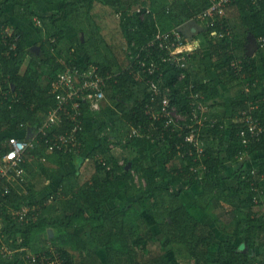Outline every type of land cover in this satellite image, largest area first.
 <instances>
[{
	"label": "trees",
	"instance_id": "obj_1",
	"mask_svg": "<svg viewBox=\"0 0 264 264\" xmlns=\"http://www.w3.org/2000/svg\"><path fill=\"white\" fill-rule=\"evenodd\" d=\"M44 1L48 5H59L55 18L62 13L71 26L80 23L77 17L80 14L79 8L87 7L93 10L96 4L109 8L112 14L118 17L120 33L126 40L125 62L118 54L112 53L110 50L113 49L111 43H109L110 45L105 43L108 52L110 50L113 54V59L109 60L107 53H100L94 60L88 57L85 62L86 65L82 66L78 56L70 52L71 44L68 43L67 33L56 26V22L53 20L54 15L49 16V18L42 17L30 11L29 0H26L24 4H21L20 0H14L13 5L18 8V12L22 16L30 21L35 16L40 22L43 21L45 26H47V21L53 27V30L48 38L40 43L44 59L36 61L31 58V62L24 69L23 64L26 55L29 54L26 47L28 39L20 28L12 24L15 33L19 35V42L15 54L11 52L8 57L0 55V86L5 87V89L9 86L12 87L11 93H17L19 99L12 104L11 109L0 104V129L3 132L10 131L11 127H17L20 122L25 125L33 120L41 124L47 112L50 108L55 107L56 103L55 97L50 94V85L64 66L67 65L77 68L79 73L92 69L101 76L112 73L113 77L106 82V98L107 100H120L118 108L122 119L129 127L139 128L140 135L135 138L129 137L127 140L126 148L133 150L135 154L127 161L129 168L122 177L119 176L123 172V167L118 165L111 157L106 158L105 165L100 161L96 162V155L100 154L103 158L106 157L107 149L105 147L99 146V148L93 149V153L90 154L92 158L94 156L95 163L92 178L80 186L75 183L76 181H71L73 183H67L68 187L58 192V187H64L62 185L64 178L61 181L59 180L56 188L43 195V197L41 196L40 200L42 201L49 194L55 192L54 202L42 209L36 221L19 223L16 219H11L3 205L9 203L11 206L19 207L20 203L24 201L25 195L19 193L21 192L20 187H10L8 195L3 197V187L0 186V217L3 222L0 236L5 235L6 243L12 248H18L16 236L25 235V240L30 246L28 241H37V235H40L42 231L44 232L47 227L51 229L53 237H46V239H39L38 241L44 242L45 247L48 243H51L53 248H48L42 257L38 255L41 260L37 259L36 264L49 263L43 257L50 256V260H52L55 259V254L61 258L60 264H174L172 261L177 258L171 256L173 252L168 253L169 249H173V245H181L184 249H182L184 252L183 264H209V252L214 242H211L214 240V234H212L210 225L212 222L214 224L220 222L218 215L220 212L215 213L214 211L224 209L225 212L233 213L234 218L237 219L232 236L239 242H244L249 249L256 247L262 249V251L251 257L247 252L239 251L235 243L221 241L223 243H219L217 246L213 262L215 264H264V235H262L264 234V216L254 215L249 211L253 204L264 205V201L261 199L264 196V190L262 189L264 184H260L261 182L264 183V163L257 162L255 167H252L253 165L248 166V170L242 176L243 181L236 183L235 187L226 189L222 185L223 178L218 176L220 168H223V161L219 155L216 156L214 149L208 148L204 153L205 155H202L203 159H197L195 162L193 157H190L192 155L188 154L190 146L182 144L183 136L188 133L189 129L181 132L177 129L179 125L163 128L162 121L155 123V126H158L156 129H151V120L146 114V106L151 100L146 87V90L144 89L146 92L141 100L135 102L129 109L124 105L125 102L133 98L134 91H131L129 87L143 83L142 76L137 75L138 68L134 65L136 64L135 59L126 55L128 50H132L134 56L138 53V48L135 50V47L132 46L133 43L141 46L159 34H163L171 28L196 17L199 12L209 6V0H199L200 3L197 5L187 1L180 9L174 11L173 7L171 9L167 7L164 10L165 6L159 0L154 1L152 4H149L147 0ZM177 1L175 4L178 7L181 6L179 0ZM231 4H234L236 16L240 18L241 25L232 26V32L229 30L231 28L228 25L225 24L226 27L224 24L222 26L219 24L222 27L221 31L231 33V37L226 36V34L220 39L212 36L213 32H218V29L215 28L219 26L217 22L215 27H208L200 34L205 40L207 55L213 59L215 68L221 71L222 74L226 73L229 76L228 81H224V84L232 82L243 89L246 82H249L248 85L251 86L257 80L258 58L264 67V49L258 50L253 57H248L244 50L248 34H252L254 37L264 35V0H261L258 4L254 3V0H233ZM156 6H159V9ZM21 7H23L22 11L20 10ZM86 13L88 19H86L87 23L85 24H88L95 15L90 14L89 11ZM161 14L169 15L173 20L174 25L168 30L163 29L161 24H159L160 27L157 25ZM142 16L144 17L142 18ZM1 24L3 23L1 22ZM5 25H9V23ZM41 26L42 23L36 27L40 28ZM94 26L92 32L94 34L101 33L99 24L95 23ZM76 29H79V32L82 30L80 27ZM90 41L92 40L90 39ZM63 44L69 47L64 48ZM86 45L87 41H83L82 47ZM97 46L101 47V43L98 41L95 43V48ZM5 49V41L1 38L0 33V53ZM144 54L142 53L141 56ZM158 55V53L153 55L155 61L158 60ZM236 59L241 60L240 71L242 74L235 75L234 68L231 66V61ZM161 65L165 89L163 95L156 97L155 106L165 96L170 99L173 105H176L181 113H187L190 92L185 90V87L189 83V75H187L185 81L180 82L178 80L181 73L179 68L170 64ZM43 66H46L47 69L43 70ZM192 84L194 86L193 92L203 93L207 99L218 96V90L212 86L211 81L204 83L195 80ZM255 84L256 86L250 89L249 94L243 95L238 92V96L231 101L230 115L233 122L227 128H223L225 130L215 128L217 131L213 133L215 135L221 134V140L225 139V134H228L229 145L225 153L232 160L243 153L251 155L252 158L264 153V136L258 141L255 138H249L248 133L247 136L250 141L246 146L242 144V138L240 137V131L244 127L246 128L243 112L252 113L255 119L258 118L259 124L264 127V90L258 82ZM11 93L8 102L12 100ZM249 101H253V104H259L260 109L257 113L255 112L256 114L250 110ZM86 113L87 111L84 112V114ZM36 115L37 120L34 119ZM211 116L221 120V122L224 118V114L217 116L213 113ZM91 117L92 115L88 114L86 118ZM37 126V124H33L32 129H36ZM72 126L73 122L63 116L61 122L57 126L55 125V131L54 129L51 130V134L56 136L65 132L70 133ZM26 127L28 129L29 124ZM81 134L78 132L77 138L83 142L84 147L80 149V155L84 156L86 140H83L84 135ZM18 137L24 139L22 136ZM153 141L158 142L159 149L167 162L176 160L175 166L172 165L171 169L168 168L169 175L183 180L181 183L186 185L187 189L189 187H200V191L190 202L181 199L183 198L181 197L184 194L183 192L173 193L158 185L161 180L160 172L151 164L153 158L151 157L150 143ZM1 142L0 149L7 150ZM194 151L195 148L191 152L197 154ZM41 152V149L27 152L24 164L26 171L29 168L31 169L32 166V164H28L29 158H31L30 155H36V158H38ZM72 152L56 150L47 156L54 157L57 160L58 167H61L75 158V152ZM181 152L186 153L185 157L179 156ZM180 159L187 160L188 165L190 163L195 165L204 164V167L205 165L206 167L209 166V171L203 175L201 174V176H199L201 172L191 173L187 164H178ZM253 168L256 169L254 174L251 173ZM240 169L242 171L245 169V162L240 164ZM74 172L70 174V180L71 177L72 180L77 178L73 174ZM134 174L138 176V181L141 183L138 186L133 183ZM42 176L45 177V180L48 177L50 178L45 169L42 170ZM24 187L28 190L27 199L35 196L36 193L33 190L36 189L34 186L27 182ZM127 189L131 190L130 194L127 193L128 197L136 199L124 207L109 210L107 206L119 201L122 194L127 192ZM37 192L40 193L41 190ZM59 204L62 211L57 214L56 205ZM53 208H55V214ZM148 212L149 215L146 214ZM199 215L210 217L212 222L206 224L199 222V220H204L201 216L198 217ZM78 226L83 228L84 233L74 232ZM87 238L95 240V245H99L105 250V257H101L95 245H93L94 247L88 246ZM254 238H256V241ZM165 240L168 245L165 244ZM153 243L158 247L155 251L150 249V245ZM21 254V252H16L11 259L0 264H25V262L22 261L21 263L20 261Z\"/></svg>",
	"mask_w": 264,
	"mask_h": 264
},
{
	"label": "rangeland",
	"instance_id": "obj_2",
	"mask_svg": "<svg viewBox=\"0 0 264 264\" xmlns=\"http://www.w3.org/2000/svg\"><path fill=\"white\" fill-rule=\"evenodd\" d=\"M147 1L149 4H152L156 0H147ZM159 1L162 5L165 6L163 8L164 10L165 8L167 9V7H170V9L173 7L172 8L173 11L180 9L182 5L187 1L188 3H193V5H197L198 3H200L199 0H179L180 2L179 4L181 6L178 7L175 4L178 2L177 0H159ZM156 7L157 9H159V6H156ZM195 7H198V6H195ZM58 9H59V5H55V10H58ZM87 11H89L90 14L93 13L95 16L93 17L91 21L88 22V24H85L87 23L86 19H88L86 16ZM79 13L80 14L77 17L81 25L80 23H78V24H74L75 26L73 25L71 26L68 23V21L62 18L61 19L65 23L63 25L67 33L68 43L71 44L70 52L74 51L77 53L80 64L82 66H85L86 65L85 62L87 61L88 57H90L91 60H94V58H97L100 53L101 54L107 53L109 60L110 59L112 60L113 54L116 53L119 55V57H122L125 62V48H127V44H125L126 40L124 39V36H122L120 33V29L118 27V17L116 15H113L112 11L109 8L100 6L99 4H96L93 10L92 9L90 10L87 7L81 8V9L79 8ZM40 16L46 17L45 15H40ZM143 17L144 16H142V18ZM221 17H222L221 22L222 24H224V26L228 25V27L231 28L232 26L234 27L237 25L238 26L241 25L240 18L236 16V10H235L234 4H230L229 6H227ZM41 23H42V26L40 28H37L33 24L32 21H28V24L36 32L35 34L36 38L34 39L36 42L33 43L32 45V46L36 45V47L31 48L28 52L29 53L28 55L30 58L36 61L44 59L42 56V50L40 47V43L42 40L46 39L52 33V30H53V27L47 21H46L47 26L44 25L43 21ZM95 23L99 24L101 33L94 34L92 32V30L95 27L94 26ZM159 24H161L163 26V29L165 30L166 29L168 30L170 27H172V25H174L171 17L166 14L160 15V20L158 21L157 25L159 26ZM77 27H80L82 30L79 32V29L78 30L76 29ZM189 28H190L191 34L197 35L199 33L204 32L203 31L204 26L202 25V23L200 25L199 24L194 25L192 23L191 25H189V27H187L188 30ZM229 30L233 32V28ZM229 35H232V34L229 33ZM90 39L92 41H90ZM197 39H199V41L201 42L200 43L201 48L198 51H196V53L194 54V58L191 64L190 63L188 64V69H189V74H188L189 80L188 81L190 84H192L195 80L196 81L199 80L200 82L204 81V83L211 81L218 88V96L210 97L208 99L205 98L204 96L205 94L203 93L198 94V97L193 98V99L191 98V96H189L191 100L190 105L187 106V113L186 112L180 113V118H178L179 126L177 127V129L181 132L184 131L185 129H189V126L197 129V132H195V139L197 141L201 154L200 153L195 154L192 152V156L190 157H193V161L196 162L197 159H200V158L203 159L202 155L205 153V151H207L208 148L214 149L216 156L219 155L220 159L223 161L222 162L223 168H220L218 176L220 178H223L222 185L224 188L227 189L228 187H233V186L235 187L236 183L243 181L242 176H244V173H246V171L248 170V166L253 165L252 167H255L257 165V162L264 163V153H260L258 156H255L258 158L257 160L255 157L252 158L251 155H248L246 153H243L242 155H238L235 157V159L232 160V158H229L227 154L225 153L226 148L229 145L228 134L224 135L225 139L223 140H221L220 138L221 134H218V135L213 134L214 131H217L215 128H219L220 130H222L223 128H227V126H229L233 122V119L231 118V115H230L231 101L233 100V97L231 93H228L225 90L226 86L224 84V81H227L229 79V76L226 73L222 74L221 71L215 68V63L213 62V59L209 58L207 55V48H206L205 40L203 39V37L199 36L197 37ZM83 41H87V45L85 47H82ZM97 41L101 43V47L97 46V48H95V43ZM251 42H253L252 44H254V41L252 40L250 41L249 39L246 40V43H248V45ZM105 43H107V45H110L109 43H111V46L113 47V49H110V50L112 51V53L114 52L113 54L111 53L110 50L108 52V49ZM132 46L135 47V50L136 48L138 49L141 48V46H137L135 45V43H133ZM63 47L67 48L69 46L66 44H63ZM119 49L120 51H118ZM246 52L252 55L255 52L253 46H251V50L250 48L249 50L246 49ZM126 55L131 58L134 57V53L132 52V50L131 51L128 50ZM29 62H31V60L28 61V64ZM258 62L260 61L258 60L257 63ZM235 64H236V67H238V65H240V62L236 61ZM239 68L240 67H238V69ZM42 69L46 70L47 67L43 66ZM259 69L262 71L263 67H260ZM219 84L221 85L219 86ZM247 87L248 86L244 84L243 89H246ZM129 88L131 91H134V93H133V98L130 101L125 102L124 104L127 109L131 108L135 102L141 100L144 97V94L146 92L145 85L143 83H139L135 86H130ZM243 89L241 87H238V84H235L236 92L233 95L237 97L238 92L244 95L245 90ZM188 91L192 93L191 90H188ZM119 103H120L119 99H114V100L106 99V102L104 104L102 111L100 113L95 114L93 117H91L92 127L96 129V131L92 135V139L94 140L93 141L86 140L85 150H86L87 156L81 157L80 162L79 161H77V163L69 162L68 170L65 166L58 167L57 160H55V158L52 156H47L49 153L46 152L44 149H41L42 152H44L41 157L39 158L32 157L29 159V161H31L34 158L33 161H31L33 166H31L30 170L31 171L34 170L33 172H35L36 174V179H37L36 183L38 185V188H36V190L37 191L41 190V192L39 193L36 190L32 189L36 194L31 199H27L28 190L25 187L26 191L25 190L22 191V195H25V199L24 201H22L23 203H26V204L32 203L33 201L40 199L41 196L43 197V195H46V193H50L54 188L57 187V184L60 178H64L63 175H66V174L68 175L69 171L74 170L75 167H78L76 166V164H79V169H78V172L76 171L77 173L74 175H76L78 179L75 178L73 181H76L75 183H78L79 185H82L85 181H88V179L94 172V167H95L94 166L95 165L94 156L93 158L92 157L88 158V156L90 153H93V149H96L99 146L105 147L107 149V153H106L105 158L101 157L99 154L96 155L95 156L96 162H99L101 160L105 161L106 158L109 159V157H111L113 160L117 162L118 165L123 167V170H122L123 172L120 173L119 177L123 176L125 171H127V169L129 168V164H127V161L131 159L135 153L133 150L126 148L127 140L129 139L130 127L127 123L124 122V120L121 117V113L118 108ZM192 103H194V106H192ZM195 108H198L200 110L197 109V113H196L197 119L194 121H191L190 115L192 116ZM189 110L190 112H188ZM213 113L216 114L217 116H219L220 114H224V118L222 119V122L221 120L211 116ZM88 114L89 113L85 114V118L87 117ZM212 120L215 123L213 127L211 126ZM11 131L12 129H10V131H7V132L9 133ZM150 145H151L150 146L151 157L153 158V160L151 161V164L156 168V170L160 172L161 180L158 182V185L167 188L170 192H173V193L183 192L184 194L181 196L183 198L181 199L190 202L194 198V196L200 191V187L198 186L189 187V189H187L188 187L186 185L184 186V184L182 185L181 183V181L183 180L178 179L175 176L169 175L168 168H170L172 165L175 166L176 160H173L172 162H167L166 158L164 157L161 150L159 149L157 141L151 142ZM236 159L238 162L236 161ZM242 162H245V169L243 171L240 169V164ZM181 163H184V165H186L187 160L180 159L178 161V164H181ZM203 165L204 164L195 165V164L189 163L188 168L191 173H195L194 169L199 168V172H201L199 176H201V174L203 175L209 171L208 169L209 166L206 167L205 165L204 167ZM43 169H45L47 171V174L50 175V178L48 177L47 180H45V177L42 176ZM65 178H66L67 183H73L71 182L69 177L66 176ZM133 183L137 186L141 184L138 181V176L136 174H134ZM260 184H264V183L261 182ZM142 186L144 185L142 184ZM262 189L264 190V185H262ZM127 193L130 194L131 190L127 189V192L125 194H122L119 201L108 205L107 208L109 210H113V209H118L120 207H124L128 203L129 204L132 203V201H134L136 198L128 197ZM261 199L262 201H264V196ZM22 202L20 204H22ZM3 207L6 209L7 215L11 219H14L11 214V208H14V206L4 204ZM56 208L58 209V211L56 212L57 214L58 212L60 213L62 211V209H60L61 208L60 204L56 205ZM52 210L55 214V208H53ZM249 211L250 213L254 215L257 214L259 216H264V205L253 204L251 208L249 209ZM214 212L217 213V210ZM220 213L221 215L218 214L220 222H217L215 224L212 222V219L210 217H207V216L205 217L201 215L198 216V217L201 216L202 218H204V220H199V222H202L204 224L211 223V222L213 223V224L211 223L210 228L212 230V234H214V240H212L211 242L213 241L214 242L211 245L212 249L209 252V262H210L209 264H215L213 262V259L216 256L215 252L218 248L217 246L219 245V243H223L221 241H224V242L230 241L231 243H235V246L237 247L239 251L247 252L248 255L251 257H253L254 255H257L258 253H261L262 249H259L256 247H252L251 249H249L248 246L244 242H239V240H236L232 236L233 227L236 226V222H237V219L234 218L233 213L225 212L224 209H222V212ZM146 214L149 215L150 213L148 212ZM39 216L40 215H37L35 219H30L29 222L31 220L36 221L39 218ZM151 225L152 227L154 226L153 223ZM47 228L44 229V232L42 231L40 235H37L38 236L37 241L36 240L28 241L30 246L27 244L26 242L27 240H25V235L16 236V244L18 245L17 246L18 248H15V249L20 250V252L22 253L20 255L21 263L23 261L25 262V264H29L27 262L28 256L34 255L35 257H37L38 255H40V257H42L45 255V253L47 252L46 250H48V248L49 249L53 248L51 243L50 244L48 243L47 247H45L44 242L38 241L39 239H46V237L47 238L50 237L49 230L51 229L49 228L47 229ZM1 231L2 229L0 227V233ZM74 232L79 233V234L84 233L83 228L80 226L75 228ZM255 237H256V234H255ZM254 239L256 241V238ZM86 240H87L88 246L94 247L93 245H95V240L90 239V238H87ZM165 244L168 245L166 240H165ZM98 246L99 245H95V248L97 249V251H99L101 257L102 256L105 257L104 256L105 250H103L101 246H99L98 248ZM3 247H5L6 249L10 247L6 243L5 235L0 236V263L5 262L8 259H11L14 255V254H6V251L4 250ZM157 248L158 247L154 243L150 245L151 251H155ZM172 248L173 249L168 250V253L173 252L174 256L172 254L171 256L177 258V259H173L174 261L172 262L174 264H183V258H184L183 250L184 249L182 248V246L173 245ZM50 259H51L50 256L47 257V261H49ZM60 260L61 258L55 254V259L53 258L52 260H50L49 264H60L59 262ZM207 261H208V258H207Z\"/></svg>",
	"mask_w": 264,
	"mask_h": 264
},
{
	"label": "built area",
	"instance_id": "obj_3",
	"mask_svg": "<svg viewBox=\"0 0 264 264\" xmlns=\"http://www.w3.org/2000/svg\"><path fill=\"white\" fill-rule=\"evenodd\" d=\"M233 0H209V6L201 12L197 18L200 21L208 22L214 19L217 15L224 13L225 8L232 3ZM26 0H20L21 4H24ZM22 9V7H21ZM32 22L36 26H40V20L33 16ZM1 38L5 41L6 49L2 50L0 55L8 57L11 52L15 54L17 45L19 42V35L15 33L13 26L0 25ZM184 35L180 30L175 29L172 31L164 32L151 39L149 42L141 45L138 49V53L133 57L136 61V67L138 68L137 75H142V81L150 95L151 102L146 106V114L151 120V129H156V122L162 121L163 128L169 126H178L180 118V111L170 102L167 97H162L156 106L154 104L156 97L163 95L165 89V81L162 77V65L170 64L176 66L181 70L178 80L183 82L187 76L185 71L188 67L190 52L193 50L188 40L183 37ZM256 45L260 48H264V35H261L256 39ZM142 53H145L143 56ZM158 53V60L155 61L153 55ZM232 66H236L234 62ZM239 67V66H238ZM238 69V68H237ZM113 77L112 74L107 73L105 76H101L94 72V70H88L84 73H79L78 69L71 66H65L58 76L52 81L50 85V94L55 97V107L48 111L45 120L40 126L33 132L31 140L20 139L16 135L7 137L6 147L7 150L0 149V186H2V196L5 197L10 192V187H20L22 193L25 190L24 184L27 183V171L25 169V162L27 158V152L33 150L40 140H43L45 148L50 151L66 150L72 152L75 148H78L81 144L77 138V133L83 131V121L85 119L84 112L98 113L102 110L103 103L106 101L105 89L106 82ZM185 90H191V98H196L198 95L193 92V84H186ZM13 88L0 87L1 95H8L12 92ZM13 98L19 99L17 93H11ZM194 106V103H192ZM157 107V108H154ZM154 108V109H153ZM197 109L195 108L190 120H196ZM200 110V109H198ZM251 110V108H250ZM63 116L73 122L70 133L56 135L51 134V130L55 125L61 122ZM243 119L245 126L240 131V137L242 138V144L247 145L250 141L249 138H255L259 141L264 136V127L259 124L258 118L255 119L252 113L243 112ZM197 123V122H196ZM195 123V124H196ZM191 125V124H190ZM215 125L212 120L211 126ZM19 127L21 131H27V127L20 123ZM196 128L189 126V131L183 136L182 144L190 146L188 154L192 155V149L195 148V152L201 154L199 146L195 139ZM140 130L136 127H130L129 137H139ZM249 133V138L247 134ZM192 148V149H191ZM185 157L186 153L181 152L179 156ZM103 165L105 162L100 161ZM201 169V168H200ZM256 169H252L251 173L254 174ZM194 172H199V168L194 169ZM263 176V175H262ZM26 191V190H25ZM55 200V194L51 193L44 200H36L31 204H20L19 207L11 208V214L14 219L19 223H28L30 219H35L37 215L41 214V209L51 205ZM9 205V203H8ZM3 222L0 217V227L2 229ZM6 254H14L20 252L15 248L9 247L6 249ZM39 256L35 257L30 255L27 257L29 264H36ZM47 261V257H43ZM42 259V261H43ZM41 260V259H40ZM50 262V260H49ZM60 262V261H59ZM45 264H49L48 262Z\"/></svg>",
	"mask_w": 264,
	"mask_h": 264
},
{
	"label": "crops",
	"instance_id": "obj_4",
	"mask_svg": "<svg viewBox=\"0 0 264 264\" xmlns=\"http://www.w3.org/2000/svg\"><path fill=\"white\" fill-rule=\"evenodd\" d=\"M261 0H254V3H256V4H258L259 2H260ZM29 3H30V11L31 12H34V13H37V14H39V15H45L46 17H48L49 18V16H51V15H54V22H56V26L58 27V28H60V29H63V30H65V27H64V25L63 24H65L64 23V21L62 20V19H65V17H64V15L62 14V13H60V15L59 16H57L56 18H55V13H57V10H55V5H48V4H46L45 3V1L44 0H29ZM14 0H0V23L2 22L4 25L6 24V23H9V26H12V24L13 25H15L16 27H18V28H20L24 33H25V36H26V38L28 39V41H27V44H26V47H27V51H29L31 48H35L36 47V45H34V46H32L33 45V43H35L36 41L34 40L35 38H36V36H35V34H36V32H35V30L34 29H32V27L28 24V21H30L29 19H27L26 17H24V16H22V14L21 13H19L18 12V8L16 7H14ZM208 7V6H207ZM206 7V8H207ZM205 8V9H206ZM204 9V10H205ZM20 10L22 11L23 10V7H22V9L20 8ZM204 10H202L201 12H203ZM20 11V12H21ZM201 12H199L197 15H196V17H194V18H192V19H190V20H188V21H186V22H183L182 24H180V25H178L177 27H175V28H172L171 30H169V31H172V30H175V29H178V30H180L181 29V27L183 26V25H187L188 23H190V22H192V21H194L195 22V25H197V24H201L202 23V25L204 26V29H207L208 27H215V25H216V22L218 23L217 25H219V24H221V26H222V22H221V16H222V14L221 15H217L214 19H211V20H209L208 22H203V21H200V20H198V18H197V16L201 13ZM27 19V20H25V19ZM62 18V19H61ZM59 21V22H58ZM58 22V23H57ZM11 24V25H10ZM34 24V23H33ZM35 25V24H34ZM36 26V25H35ZM180 26V27H179ZM220 25L219 26H217V27H215L216 29H218V32H213V37H216V38H218V39H220V38H222V37H224L225 36V34H226V36H228V37H231L232 35H229V32H226L225 33V31H221V27ZM38 27V26H37ZM220 29V30H219ZM66 31V30H65ZM204 31V30H203ZM166 32H168V31H166ZM181 32V31H180ZM186 32L188 33L187 35H185V36H188V35H190V39H189V36H188V38L187 37H185V36H183V37H185V39H187L188 40V43H190L191 44V48L193 47V50L190 52V59H189V63L191 64V62L193 61V58H194V54L196 53V51H198L200 48H201V42L199 41V39H197V37H199V36H201V34L199 33V34H191V32H190V28H189V30L188 29H186ZM182 33V32H181ZM183 34V33H182ZM184 35V34H183ZM210 37H211V35H209ZM261 36V35H260ZM260 36H258V37H260ZM258 37H254L252 34H248L247 35V38H246V40L247 39H249L250 41L252 40V39H254V42L256 43V39L258 38ZM48 38V37H47ZM46 38V39H47ZM253 42H251L249 45H248V43H246L245 42V44H244V50H245V53H246V55L248 56V57H253L257 52H258V50H261V49H264V48H260L259 46H257V48H256V50H255V52L252 54V55H250V54H248L247 52H246V49H248L249 47H251V44H252ZM249 50V49H248ZM194 51V52H193ZM73 55L74 54H76L77 55V53L76 52H74V51H72L71 52ZM78 56V55H77ZM30 57H29V55L27 54L26 55V59H25V61H24V64H23V67H24V69H25V67H27V64H28V61H30ZM259 60V58L257 59V61ZM27 61V62H26ZM236 61H238V62H240V65H238L240 68L239 69H237L238 67H236V66H232L233 68H234V73H235V75H237V74H242V72L240 71L241 70V60H232L231 61V63L232 62H236ZM260 61V60H259ZM60 62H62L61 60H60ZM188 63V64H189ZM65 66H67V65H65ZM64 66V67H65ZM260 67H263L262 66V64H261V62H258L257 63V68H258V70H257V80H256V82H258L262 87V89L264 90V67H263V70L261 71L259 68ZM91 69V68H90ZM240 71V72H239ZM188 72H189V69H188V67H187V70H186V76L188 75ZM228 81V80H227ZM204 82V81H203ZM255 82V83H256ZM194 83V82H193ZM248 83L249 82H246L245 84L248 86L246 89H243V90H245L244 91V94L245 95H247V94H249L250 93V89L252 88V87H255L256 86V84L255 83H253V85H248ZM211 84H212V86H214L215 88H217L216 87V85L214 84V83H212L211 82ZM221 84H219V86H220ZM225 86H226V88H225V90L228 92V93H231L232 94V97H233V99H235V95H233L235 92H236V90H235V84L234 83H232V82H228L227 84H225ZM1 87V86H0ZM184 89V88H183ZM220 89V88H219ZM217 90H218V88H217ZM197 95L198 94H200L199 92L198 93H196ZM10 99V97L8 96V95H1L0 94V104L1 105H4V106H7V108H9V109H11V107H12V104L15 102H17L18 101V99H16V98H13L12 97V100H11V102H8V100ZM107 99V98H106ZM190 98H189V100H188V106L190 105ZM106 102V101H105ZM105 102L103 103V107H104V104H105ZM249 105H250V108H251V110L255 113H257L259 110L258 109H260V107H259V104L258 103H256V104H253V101H249ZM103 107H102V109H103ZM54 108V107H53ZM52 108H50V110H51ZM49 110V111H50ZM102 111V110H101ZM100 111V112H101ZM100 112H98V113H100ZM48 113V112H47ZM255 113V114H256ZM89 114H91L92 115V117L95 115V114H97V113H89ZM47 115V114H46ZM46 115H45V117H46ZM45 117L42 119V121H41V124H42V122L45 120ZM34 119L35 120H37V115L34 117ZM91 118H86V119H84V123H83V125H84V127H83V131H81V133H83V135H84V138H83V140L85 141V140H89V141H93L94 139H92V135L94 134V132L96 131V129H94V127H92V124H91ZM20 123H22V124H24L23 122H20ZM19 123V124H20ZM19 124L17 125V127L16 126H13V127H11L12 128V131L11 132H7V131H4L3 132V130H1L0 129V136H2V137H0V141H2L1 143L3 144L2 146H4V147H6V144H5V142H6V139H7V137H9L10 135H15L14 133L15 132H18L17 134H16V136H22L24 139H26V140H31V138L32 137H34L33 136V131L34 130H36L37 129V127L38 126H40L41 124H38L36 121H32V122H28L27 124H25L24 126H26V125H28L29 124V127H28V129H27V131L25 130V132L24 131H21V129H20V127H19ZM33 124H37L38 126L36 127V129H32V127H33ZM96 128V127H95ZM80 133V134H81ZM82 135V134H81ZM3 137H6V138H3ZM133 138H135V137H133ZM81 139V138H80ZM98 140V139H97ZM100 141V140H99ZM80 142H81V144L79 145V147L78 148H75L73 151L75 152V158H73V160H71L70 162H76L77 163V161H79L80 162V159H81V157H85V156H87V153H86V150H85V152L83 153V155L84 156H81L80 155V149L81 148H83L84 146H83V142H82V140H80ZM99 143V142H98ZM44 149L46 152H48V153H53V152H50V151H48L46 148H45V145H44V142H43V140H40V142H39V144L38 145H36L35 146V148L33 149V150H35V149ZM86 148V147H85ZM99 148V147H98ZM43 153L44 152H41L40 154H39V156H38V158L39 157H41L42 155H43ZM48 153H46V154H48ZM73 153V152H72ZM79 154V156H77ZM91 154V153H90ZM89 154V156H88V158L89 157H92L91 155ZM49 155V154H48ZM100 155V154H99ZM31 156V158L32 157H34V158H36V155H30ZM101 157H103L102 155H100ZM33 158V159H34ZM30 159V158H29ZM33 159L31 160V161H33ZM79 159V160H78ZM31 161H29L28 162V164L30 163V164H32V162ZM82 161H83V159H82ZM33 166V165H32ZM66 168H67V170H68V168H69V162H67L65 165H64ZM63 166V167H64ZM76 166H78V167H75L74 168V170H71V171H69V173H68V175L66 174V175H63L64 176V182H63V184L62 185H64V187L63 186H61V187H58L59 189H58V192H60V191H62V189L63 188H67L68 186H67V182H66V176L67 177H69L70 178V174L72 173V172H74V171H77L78 172V169H79V164H76ZM34 170H30V168L27 170V182H29L30 184H32V186H34V188L36 189V188H38V185H37V183H36V174H35V172H33ZM77 172H74L73 174H76ZM94 173V172H93ZM93 173H92V175L90 176V178L88 179V181L92 178V176H93ZM62 180V178H60V181ZM71 181H73L72 180V178H71ZM86 182V181H85ZM68 184H71V183H68ZM78 184V183H77ZM183 185V184H182ZM78 186H80L79 184H78ZM185 186V185H184ZM38 200H40V199H38ZM218 213L219 212H222V210L221 211H217ZM220 215H221V213H219Z\"/></svg>",
	"mask_w": 264,
	"mask_h": 264
},
{
	"label": "water",
	"instance_id": "obj_5",
	"mask_svg": "<svg viewBox=\"0 0 264 264\" xmlns=\"http://www.w3.org/2000/svg\"><path fill=\"white\" fill-rule=\"evenodd\" d=\"M192 23L195 25V22L192 21V22L188 23L187 25H183V26L181 27L180 31L184 34V36L188 34V33L186 32V29H187V27H189V25H191ZM188 36H189V39H190V38H191L190 35H188ZM188 36H185V37L188 38ZM252 41H254V39H252ZM251 46H253L254 51H255L256 48H257L256 43L254 42V44H251ZM249 48H250V50H251V47H249ZM249 48H248V49H249ZM49 235H50V237H53V233H52L51 230H49Z\"/></svg>",
	"mask_w": 264,
	"mask_h": 264
}]
</instances>
